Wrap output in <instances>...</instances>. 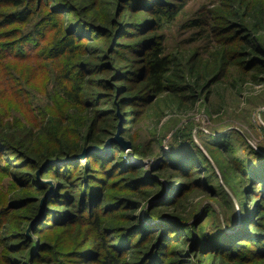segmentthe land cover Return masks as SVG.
<instances>
[{"label":"rangeland","instance_id":"rangeland-1","mask_svg":"<svg viewBox=\"0 0 264 264\" xmlns=\"http://www.w3.org/2000/svg\"><path fill=\"white\" fill-rule=\"evenodd\" d=\"M41 1L43 15L54 6H73L70 0ZM110 1L112 9L108 0L96 2L101 6L97 14L112 10V32L101 33L78 50L85 64L78 70L86 80L85 108L108 132L98 146L103 152L92 150L82 159L44 168L1 147L0 164H7L10 173H0V264H100L106 245L122 251L118 242L152 243L151 249L159 244L155 251L165 255L179 242L178 250L191 258L164 256L163 264H201L192 259L199 228H225L232 219L242 223L244 214L253 235L264 234V53L231 62L224 72H216L215 80L203 76L223 48L238 51L243 40L257 46V38L264 48V24L254 26L243 0H122L118 15L119 0ZM83 5L75 12L68 8L66 21L90 16L92 1ZM132 7L142 8L134 10L142 12L143 19L129 17ZM158 8L169 15L158 20ZM7 30L0 29V45L14 41L4 35ZM92 30L87 28L86 34ZM158 46L183 79L176 94L166 87L151 103L141 105L143 100L132 97L147 94L136 90V80H146L147 58ZM0 66V83L13 84L10 72L18 79L15 85H21L17 89L27 92V98L38 96V107L62 114L64 121L67 113L56 104L57 96L49 95V61L0 57ZM14 99L9 93L4 120L24 126L23 105ZM77 129L70 127L73 140L78 139ZM118 132L131 143L130 149L117 141L106 148ZM89 146L93 144L83 149ZM67 166L70 169H62ZM133 172L136 178L128 180ZM44 173L45 178L40 175ZM86 185L92 187L90 203ZM134 185L148 196L132 194ZM25 199L39 206L34 218L26 216L32 202L24 207ZM73 202L71 213L65 206ZM45 210L50 211L48 217L42 215ZM94 210L119 220L99 231L86 223ZM186 222L189 236L181 226ZM237 243L247 255L255 247L248 240ZM207 260L203 263L212 262Z\"/></svg>","mask_w":264,"mask_h":264},{"label":"trees","instance_id":"trees-1","mask_svg":"<svg viewBox=\"0 0 264 264\" xmlns=\"http://www.w3.org/2000/svg\"><path fill=\"white\" fill-rule=\"evenodd\" d=\"M76 1L77 4L75 0H70L73 6H61L58 8L54 6L50 9L52 10L51 13L43 15L41 11L43 1L41 0H0V29H9L4 32V35L8 39L14 40L12 43L0 45V57H12L17 59L41 58L45 61H49V67H52V69L48 70V75L52 80V89L49 90V95H56V104L61 107L62 111L67 113V117L62 121V114L56 115V111L52 112L51 110L38 107V105H36L37 102L35 103V101L38 100V96L32 95L30 98H27L25 96L27 92L17 89V85H21L19 82L15 85L14 81H18V79L10 72L7 74L13 77V84L0 83V150L1 147H3L4 150L11 149L15 153L20 154V158L24 157L29 160L34 167L44 165L52 159H65L74 156L80 153L84 146L89 144L97 146L103 145L108 136V132L98 125L95 117L91 118L90 114L92 115V112L89 113V110L85 108L84 103L87 97L85 88L86 80L84 79V75L78 71L79 67L85 66V64L79 61L82 54H80L78 50L82 48V46L87 45V41L96 40L101 33L108 34L112 32V3L108 0V2L111 3L109 7L111 9H107L103 15H99L97 11L101 6L96 2L97 0H90L92 1V5L87 8V12L91 14L90 16L85 18L84 16L83 18L77 17L67 22L68 16L66 15L68 14V8H70V12H75L77 7L83 8V6H85L83 3L87 4V0ZM243 1L244 4L242 7L245 12L247 10V15H250V20L258 29L260 25L264 24L263 1ZM57 3L59 4L61 1ZM122 3V0L118 1L115 15H118ZM135 8L137 7H132L130 12L127 13L130 18L136 19L138 22L143 19L144 15H139V13H142L140 11L135 12ZM157 11L159 12L157 16L158 20L169 15L166 10L158 8ZM77 20L79 21L77 22ZM197 23L198 22H195V25H197ZM81 25H84L82 30H80ZM91 26H93V30L91 35H88L85 30H87V28L91 29ZM251 43V41L246 42L243 40L238 51H233V49L227 47L223 48L222 52H219V55H217L212 69L209 72L203 73V76L205 78L210 77V81L211 79L215 80L218 78L216 72H224L226 66L231 64V62L237 63L240 60L246 61L245 58L249 56L252 58L254 54H258L259 52L264 53L262 39L257 38V46L254 44V46L251 47ZM98 44L97 50L99 51L102 49V42ZM256 63L257 61L255 60L254 64ZM260 67H262L261 61ZM145 70L147 78L144 81L136 80L138 83L136 90L140 93H146L147 96H139L136 94L132 99H141L143 100L141 105H148L159 93H162L166 87L170 89V91H173V94L178 92V84H180L182 82L181 79H183L181 78V73L176 72L175 63L171 60V57L164 54L159 46L148 56ZM199 73L200 71L195 72V74ZM213 73L215 74L213 75ZM14 74L16 75V73ZM9 93L15 98L14 102H19L23 105L21 109L27 120L24 126L14 125L10 121L4 120L9 116V114H7V98L9 97ZM71 126L78 127L77 132H74L75 137H78V139L76 138L77 140H73L69 134ZM98 160L99 162L103 161L100 157ZM53 166L54 165H47L44 168ZM62 169H70V166L63 167ZM133 169L134 167L130 166L128 171L131 172ZM134 172L127 176L128 180L136 178L134 177L136 172ZM0 173H10L7 164H0ZM40 175L44 178L46 176L45 173ZM34 177L36 178L35 175ZM139 180L138 178L134 181L138 182ZM142 183L143 182H141V184ZM138 186L140 185L133 186L134 191L132 194L141 192L142 198L147 197L149 192L142 189H137V192L136 188ZM90 189H92V187L86 185L85 198L89 199V203L92 200L87 196L89 195ZM26 191L27 195L31 196L27 189ZM131 196L134 195H127L125 198H130ZM35 201L36 200L33 199L31 201L25 199L22 202L24 207L27 206V203L32 202L31 207L26 210V216H33L34 218L39 212V206L38 208L34 206ZM73 205L74 202L70 205L66 204L65 209L73 213ZM67 206L70 208H67ZM85 207L89 208L88 205ZM49 212L50 211L45 210L42 215L45 214L46 217H48ZM245 216L247 215L243 214L241 218L242 223H237V219H232L225 228H221V226L214 228V226L213 228L211 227L209 231L204 228H199L194 234L195 240H193V243H195L196 246L193 245L192 259L198 260L201 264L206 263L209 258L212 261L210 264H264V234L253 235V229L249 230L247 220H244ZM58 219L59 218L56 220L58 221ZM117 220H119V218L115 214L108 215L104 210H94L91 218L86 220V223L95 224L97 227L96 229L101 231L106 230L107 227L113 225ZM189 225L190 224L187 222L181 225L182 228H185V231L189 233L187 234L188 236L192 234L190 230L188 231ZM184 237L186 239L187 236L184 235ZM3 240L4 238H0V242ZM244 240H248L255 245V247L249 249V255L246 253L243 254V246L237 243H242ZM118 244L123 246L121 247L122 251L117 252L110 248L109 245H106L105 248L102 249L104 254L102 255L100 264H163L161 257L164 256H175L179 258L183 255L188 259L191 258V255L178 250L180 246L179 242L171 247L172 249L167 255L157 252V250L155 251V248L158 249L159 244H157L158 246L156 245L154 249H151L152 243L149 245H142V243L139 242L134 244H122L118 242ZM125 248L126 251L124 250ZM221 253L223 255H221ZM124 256L126 257L125 260H123ZM226 256L231 259L234 256L238 257L239 261H229Z\"/></svg>","mask_w":264,"mask_h":264},{"label":"water","instance_id":"water-1","mask_svg":"<svg viewBox=\"0 0 264 264\" xmlns=\"http://www.w3.org/2000/svg\"><path fill=\"white\" fill-rule=\"evenodd\" d=\"M112 141L119 142L121 144V146L123 147L124 150H128V149L131 148V143L129 141L124 140L123 137H121L119 135V132L112 139H110L109 141H107V143L105 145L106 148H108L109 142H112ZM92 150H97L99 152H103V149H101L98 146L93 145V146H89L86 149H83L82 152H80V153H78V154H76L74 156H71V157H68V158H65V159H52V160L46 162L43 165V167H45L47 165H53V164H56V163L61 162V161H71V160L82 159V158L88 156L89 152L92 151ZM34 222H35V220H34Z\"/></svg>","mask_w":264,"mask_h":264}]
</instances>
